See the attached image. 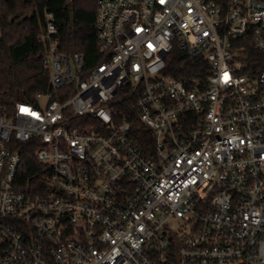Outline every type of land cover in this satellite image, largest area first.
Segmentation results:
<instances>
[{
    "label": "built area",
    "instance_id": "1",
    "mask_svg": "<svg viewBox=\"0 0 264 264\" xmlns=\"http://www.w3.org/2000/svg\"><path fill=\"white\" fill-rule=\"evenodd\" d=\"M43 17L48 89L0 105V264H264V0H96L88 68Z\"/></svg>",
    "mask_w": 264,
    "mask_h": 264
},
{
    "label": "trees",
    "instance_id": "2",
    "mask_svg": "<svg viewBox=\"0 0 264 264\" xmlns=\"http://www.w3.org/2000/svg\"><path fill=\"white\" fill-rule=\"evenodd\" d=\"M96 0H0V105L7 109L16 102L34 103L36 93L48 89V73L42 58L45 43L42 39L44 10L51 12L57 26L58 49L79 52L85 57V66L91 67L106 60L98 53L95 30ZM14 19L8 22L9 18ZM258 53L252 52L251 56ZM193 61L178 52L166 58V73L174 76L197 73ZM201 76V75H200ZM113 104L116 120L132 122L131 134L140 146L150 145L151 132L138 119L135 95L124 96ZM34 149L23 144L18 179L25 185L28 178L38 176L40 164L34 158ZM31 190L22 187V190Z\"/></svg>",
    "mask_w": 264,
    "mask_h": 264
},
{
    "label": "water",
    "instance_id": "3",
    "mask_svg": "<svg viewBox=\"0 0 264 264\" xmlns=\"http://www.w3.org/2000/svg\"><path fill=\"white\" fill-rule=\"evenodd\" d=\"M13 19H14V17L11 16V17L9 18L8 22H11Z\"/></svg>",
    "mask_w": 264,
    "mask_h": 264
}]
</instances>
